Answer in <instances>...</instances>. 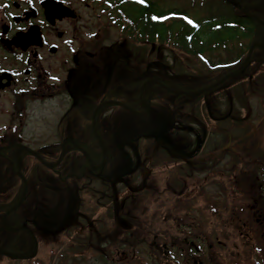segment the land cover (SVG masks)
Here are the masks:
<instances>
[{"label":"flooded vegetation","instance_id":"flooded-vegetation-1","mask_svg":"<svg viewBox=\"0 0 264 264\" xmlns=\"http://www.w3.org/2000/svg\"><path fill=\"white\" fill-rule=\"evenodd\" d=\"M46 1L53 0H41L39 6L7 0L0 10V103L10 108L9 121L0 125V171L11 172L21 188L6 202L7 211L27 189L20 208L1 226L7 237L4 248L19 252L32 244L27 228L39 245L46 242L45 233L33 228L32 216L40 213L51 218L49 234L55 242L68 244L72 253L98 252L107 263L128 259L123 245L133 248L126 253H132L135 264L139 247L155 264L177 255L186 260L196 256L192 264H222L221 251L233 254L229 264L235 253L243 259L251 251L261 256L264 231L250 220L252 201L238 178L254 166L264 168L249 161L257 150L264 160V149L260 133L249 130L246 117L237 116L231 97L217 93L209 104L195 103L187 113L180 98L196 91L184 87V70L177 75L175 66L161 70L157 62L132 64L124 53L126 42L107 47L106 39L98 38L104 27L100 17L93 23L73 2L55 0L71 11L49 4V20ZM92 1L86 10L95 8ZM263 3L227 0L239 15L244 7ZM102 4L105 14L112 9ZM254 11L264 20V8ZM168 49L178 57L196 56ZM254 55L264 62L263 54ZM31 172L48 173L37 181L42 187L70 188L77 195L69 213L48 216L45 199L32 202V213L25 212L30 193L26 173ZM138 209L147 213L137 216ZM255 212L264 223V203L257 202ZM148 219L150 225L144 222Z\"/></svg>","mask_w":264,"mask_h":264},{"label":"rangeland","instance_id":"rangeland-1","mask_svg":"<svg viewBox=\"0 0 264 264\" xmlns=\"http://www.w3.org/2000/svg\"><path fill=\"white\" fill-rule=\"evenodd\" d=\"M34 3H36L37 6L38 2L41 0H31ZM67 2H73L75 4V6H78L80 8H82V11L84 14H87L90 16V19L92 20L93 23H98L99 21V17L102 20V24H103V28H102V33L101 35H97L98 38L103 42H105L103 39H106L105 42V46L110 47L112 45V43H114L117 46H120L123 42L127 43L126 48L124 49V53L126 54V57L128 58V62L130 63H134L136 64H140V62L143 63H161L158 67L161 70L168 68V66L170 67H174L176 68V74L178 75V73L180 72V70H184L186 73V81H185V85L184 86L186 88V90H192V91H197L203 88H207L209 86L212 85V83H214L215 81H217L220 77L226 75L229 71H230V66L228 65H222L221 68L219 69H215V70H208L204 64L201 62V60H199L198 58H183V57H178L176 56L171 50L168 49V45L166 44H162V43H154L153 45H146L144 43L138 42V41H134L132 40L134 37H131L130 33H126L125 31H122V27H117L116 25H113V21L111 20L107 14H105V12H102V9H106L107 6L105 7V5H103L101 2H97L95 4V8L91 7V11L90 10H86L85 5L86 4H90V5H94V2L92 0H66ZM149 2H151L152 4H154L155 8L158 9L159 11H163V12H169V11H176L178 12L180 15L186 17L188 16L189 18H191L192 20H194L195 22L198 23H205L208 22L209 20L212 21L213 25H218V24H224V23H231V22H223V21H218L217 19H227L228 17H232L233 13L232 8L229 7L227 5V7L223 4V1L221 0H147ZM7 2V0H0V10L1 8H3V4ZM18 2V1H17ZM135 8V7H132ZM231 10H229V9ZM138 10V9H137ZM231 21V20H230ZM105 23V24H104ZM106 25V26H105ZM94 26V25H93ZM98 30H101L100 27L98 28ZM261 32V31H259ZM263 32V31H262ZM263 35L261 37H257V42L258 43H262L264 41V33H262ZM263 54L264 56V52L261 53V55ZM259 58V57H258ZM120 63H121V58H119ZM210 60L214 63L219 62V59L217 58H210ZM220 60H225V58L220 59ZM234 60V59H232ZM224 61H222L221 63H223ZM123 65L126 64V61L122 62ZM141 71L145 70L146 67L145 66H140ZM150 71H152V67L150 68ZM255 73V77L257 80H261L264 81V62L260 63H256L254 61V65L250 68L249 72L247 73L248 75ZM240 83H242V81L240 82L239 79H233L229 82H227L226 84L220 86V88L216 91H210L208 93H206L204 96L201 97H197V98H193V97H183L180 98L181 100H183L184 104H185V109L186 112L188 113V110L191 108V106H193L195 103H202L203 105H206L207 102L208 104L212 101V97L216 94V96L218 95L217 93H219L220 97L224 96L225 98L230 96L233 94V88H239L242 89L244 98L246 99V101H248V97H251L250 101L253 104L254 108H255V113L256 116L257 114L260 115L259 117H257V125L263 120H264V110L261 109L260 105L257 103L256 99H258L260 101L259 98L255 97V96H251L250 95V87L253 85H243L240 86ZM238 86V87H236ZM229 97V98H230ZM176 98H179L178 96H176ZM176 98H172V100H175ZM229 98H228V102H229ZM167 100H170V97L167 96L166 97ZM221 99V98H220ZM242 100V99H241ZM243 101V100H242ZM206 103V104H205ZM238 103V102H237ZM245 104V102H242L241 104H237V108L242 105ZM10 109L6 106H4L2 103H0V125H3L5 122L9 121V117H8V112L7 110ZM37 110L36 108L33 109V116L36 118L37 117ZM242 114V112L240 113ZM241 116V115H240ZM11 120L13 121H18V119L15 116H10ZM232 124L233 122H227V126L229 128V124ZM262 130H260V135L262 138V143L264 144V123L262 125ZM251 129V128H250ZM134 135V134H133ZM136 136V135H134ZM132 137V136H130ZM259 150H257L255 152L256 157L254 156H250L249 161L254 162V165H261L264 164V160L261 158L260 153L261 151L258 153ZM260 173V175H259ZM48 173L45 172H39V173H26V177L28 178L29 181V185H30V193L28 196V200L26 207H25V212L26 213H32L33 212V208H32V202H35L37 200H41V199H45L48 203V205L46 206V208L43 207V209H45L46 213L48 214V216L50 217H54L55 213H58L59 215L62 212H67L69 213L70 211V205L73 203L74 204V199L77 197V195L74 194L73 191H71L70 188H63V187H52V188H45L42 187L41 184L39 185L37 183L39 178L44 177L45 175H47ZM154 177H157V175H155ZM259 178V180L262 182V189H258V181L257 179ZM239 182L245 186V184L247 185L248 191H249V196L252 202L251 203V214H250V220L251 222L254 223H260L263 230L262 233L264 231V223H261L260 217L257 215L256 211V205L257 202L260 203L261 206H263L264 200H259L258 197H264L262 195H264V168H258L254 166V169H251L250 172H244L242 174H240L239 178H238ZM159 183V187L161 189L164 190V183L163 180L160 179L158 180ZM19 187H20V181L11 173V172H3L0 171V205L4 204L6 202H8L10 199L12 200V198L17 194V192H19ZM170 189L172 188H167V191H170ZM173 190V189H172ZM58 193L55 195H52L53 193ZM256 197L258 198L256 200ZM50 201V203H49ZM256 202V203H255ZM161 201L155 203L156 206L161 205ZM52 210V211H51ZM138 212L140 216H142L140 214V212L142 213H147L146 210H140L138 209ZM264 215V213H263ZM33 219H36V222L33 226V223L31 224V226H33V228L39 232H43L45 234V236H47L46 242L42 243L41 245H38V253L36 258L37 259H33L36 260L34 262L31 263V261H27V262H15V260L9 259V258H5V257H0V264H35V262H37V264H115V263H107L105 262V260L102 258L100 259V255L98 252L95 251H84V252H79V251H74L69 252L70 247H68V244H58L57 242H55L54 238L52 235H50V231L53 230V226L51 224L52 220L50 219H45L43 216H41L40 213H36L35 215L32 216ZM40 219V220H39ZM147 225H150L151 222L148 219L147 221H144ZM219 226L221 228H223L221 222L219 223ZM2 227H1V222H0V247H4V245L6 244L7 241V237L4 236V233H2ZM75 234V232H74ZM139 234H142L141 232H139ZM141 236V235H140ZM74 237V236H73ZM124 237V236H123ZM129 246L130 244H132L131 239L133 238H129ZM236 239L238 240V238L236 237ZM257 244L258 241H256ZM124 244V242H123ZM239 246H241V243H238ZM124 247L122 248L125 251V256L127 255V251H131L133 250V248H128L126 245H123ZM126 246V247H125ZM133 246H135V243L133 244ZM108 246H105V248H107ZM260 247L263 249L264 251V244H261ZM35 246H33V244L29 245H24L22 247V249L20 250L21 254H31L32 252H34ZM136 249L138 250V246L136 245ZM139 250H141V254L139 255H146L145 251L146 249L143 250L142 247H139ZM251 250V249H250ZM138 252V251H137ZM241 252H243L241 250ZM253 251H251L249 254L246 255V258L243 259L242 258V254L240 256H238L235 253V259L232 260V262L234 261V264H239L238 263V258H240L241 260H239L241 262V264H258L257 261L262 260L264 261V252H262L261 256H257L255 257L252 253ZM124 253V252H123ZM220 253V252H219ZM226 253V254H225ZM228 252L225 251H221V255H220V259H222L223 263L222 264H229V259L233 257V254L231 253L230 257L227 254ZM177 255V253H176ZM129 256V254H128ZM179 255H177V259L179 260L177 261L176 264H187V261L190 260L191 264L192 262H194L193 260H198V258L196 256H191L189 259H183V257H179ZM140 257V256H139ZM73 258V259H72ZM142 258V257H141ZM219 259V260H220ZM144 260V264H147L149 262V264H155L154 262L151 263L149 261V259H147L146 257L143 258ZM148 261V262H147ZM229 261V262H228ZM126 262V260L123 258L122 259V263L120 264H128V263H124ZM147 262V263H146ZM161 264V263H159ZM171 264H175L174 261H171ZM208 264V263H207Z\"/></svg>","mask_w":264,"mask_h":264},{"label":"trees","instance_id":"trees-1","mask_svg":"<svg viewBox=\"0 0 264 264\" xmlns=\"http://www.w3.org/2000/svg\"><path fill=\"white\" fill-rule=\"evenodd\" d=\"M117 1L119 2L115 10L119 14L118 18L122 20L125 30L134 37V41L136 38L138 41L144 39L151 42L158 39L162 44L169 42L176 49L190 54H211L219 58L233 55L239 60L238 64H241L249 46L264 33L259 24L245 16L236 17L233 14L229 20L235 25H213L212 21L194 25L186 23L184 19L175 18L182 16L176 11H159L149 1L145 5L131 0H114ZM246 78L247 76H241L242 80ZM248 84L254 85V82ZM7 210L6 205L0 208L1 213ZM16 243L18 244L17 237Z\"/></svg>","mask_w":264,"mask_h":264},{"label":"water","instance_id":"water-1","mask_svg":"<svg viewBox=\"0 0 264 264\" xmlns=\"http://www.w3.org/2000/svg\"><path fill=\"white\" fill-rule=\"evenodd\" d=\"M251 9H252V8H246V9L244 10V13H248V11L251 10ZM51 13H52L51 10L46 9V15H47V18H48L49 20H50V18L52 17ZM50 15H51V16H50ZM255 20H256L257 22L261 23V21H260L259 19H256V18H255ZM262 24H263V23H262ZM263 25H264V24H263ZM255 49H264V46H260V45H257V44L253 45V46L251 47V49H250V52H249V55H248L246 61L244 62V64L242 65V67H241L237 72H235L234 74H231V75H229V76H226L225 78H223V79L220 80L218 83H216L215 85L211 86L210 88H207V89H205V90H202V91H200V92H198V93H196V94H194V95H200V94H202V93H204V92H206V91H209V90H211V89H214V88H216L217 86H219L220 84L224 83L225 81H227V80H229V79H231V78H234V77H236L237 75H239V74L242 72V70H244V69L248 66V64L250 63V60H251V57H252V53H253V51H254ZM24 198H25V195H24V197H23V199H22L20 205H22V203H23V201H24ZM9 213H10V212H9ZM9 213H7V214L4 216V219H3L4 221H5L6 217L9 215ZM0 253H4V254L8 255L9 257H11V258H13V259H18V260H29V259H32V258H34V257L36 256V252H34L33 254H31V255H29V256H20V255H17V254H13V253L5 252L3 249H0Z\"/></svg>","mask_w":264,"mask_h":264}]
</instances>
